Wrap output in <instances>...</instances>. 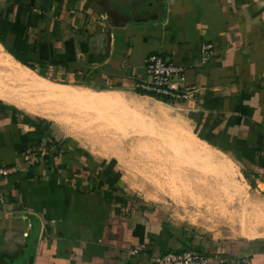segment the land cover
I'll return each mask as SVG.
<instances>
[{
    "label": "crops",
    "instance_id": "0c3cea01",
    "mask_svg": "<svg viewBox=\"0 0 264 264\" xmlns=\"http://www.w3.org/2000/svg\"><path fill=\"white\" fill-rule=\"evenodd\" d=\"M204 43L213 57L201 63ZM0 47L30 71L174 105L264 200V0H0ZM152 54L185 69L189 99L136 88ZM16 106L0 97V166L43 156L0 182V264H149L134 250L264 264V236L234 245L181 228L115 163Z\"/></svg>",
    "mask_w": 264,
    "mask_h": 264
},
{
    "label": "rangeland",
    "instance_id": "374dc122",
    "mask_svg": "<svg viewBox=\"0 0 264 264\" xmlns=\"http://www.w3.org/2000/svg\"><path fill=\"white\" fill-rule=\"evenodd\" d=\"M2 52L0 56H3ZM4 69L0 65V77L8 75L7 69ZM33 72L55 84H65L90 92L105 91L106 94L120 96L119 105L114 102L108 106L110 108L105 105L91 107L81 104L82 106H75L76 109L71 114L63 109L61 112H50L46 109L49 114L46 116L43 113L33 114L27 111L32 109L31 111L37 112L45 107L30 104V109L27 108L25 98L15 93L19 90L24 95L26 90L23 87L13 85L7 78L2 79L3 86L0 85L3 95L19 101L15 103L20 104L17 108L32 117L55 123L64 134L72 137L95 157L115 163L132 191L150 203L165 205L174 222L182 225L181 228L207 239L215 237L234 245L247 244L252 240L242 235L244 230L256 231L258 237H262L264 209H253L252 204L259 207L264 204V200L248 188L230 157L209 147L218 157H225L233 163L236 181L246 186L247 199L239 201L237 197L231 204L223 201L220 195L225 191L207 182V179H213V172L216 170L208 164L205 165L199 157L191 155L184 147V143L191 136L197 140L198 137L190 132L188 122L174 105L159 100L157 103L139 99L132 92L121 94L117 91L89 88L84 84L64 82L45 71ZM203 185L214 187L215 190L218 188L219 193L217 194V190L212 194L202 192ZM215 194L219 196L216 197Z\"/></svg>",
    "mask_w": 264,
    "mask_h": 264
},
{
    "label": "bare ground",
    "instance_id": "6f19581e",
    "mask_svg": "<svg viewBox=\"0 0 264 264\" xmlns=\"http://www.w3.org/2000/svg\"><path fill=\"white\" fill-rule=\"evenodd\" d=\"M0 52H2L1 47H0ZM2 53L3 54L1 55L3 56H0V65L3 66L5 69H7L8 75H2L0 77V85L3 86L2 79L7 78L8 80L10 79L13 85L23 87L26 90L25 92H23L24 95L19 90H16L15 93L21 94L25 98V103H26L25 106L29 109H30V104L39 105L42 106L43 108L45 107V109H43L44 111L39 110L41 112L37 111V113H43L44 115L47 116L49 114L46 109L50 110V112H55V111L61 112V110L63 109V111H66L71 114L76 109L75 106H82L81 104H86L87 106H91V107L95 105L97 106L105 105L108 107L112 105L114 102H116V104L119 105L121 101L120 96L117 94H106L105 91L90 92L86 90L72 88L67 85H60V84L48 82L44 78H41L40 76L36 75L33 71L27 70L26 68L20 66L17 62H15L12 59V57L8 53L6 52H2ZM16 96L18 97V95ZM0 97L11 102L12 104H15L17 101L16 99H12L10 97H6L5 95H3V91L1 90H0ZM16 105L20 106L19 103H17ZM72 123H74V121ZM193 138L195 137L191 136L190 139L186 140V142L184 141L185 143L181 141L185 145V146L182 145V147L184 146L186 150L190 152L191 155L195 157H199L200 160L205 163V165L208 164V166L210 165L213 170H216L215 171L216 173L213 172L214 173V176L212 177L213 179H207L208 180L207 182L213 183L215 187H219V190L222 189V191H225V193H221L220 195V197L223 198V201L226 202L227 204H231L232 201L235 200V198L237 197L239 201H243V199L244 200L247 199L245 193L246 186L236 181V176H235L236 170L233 168V163L230 160H226L225 157L224 158L218 157V154L216 155L215 152H212V150H210V148L207 145L200 142L196 138L195 139L197 142L196 141L194 142L193 140L195 139ZM213 188L214 187H208V186L205 187L203 185L201 189L202 192L205 193L209 192L211 194L213 192H216L217 190L218 191L217 194H218L219 193L218 188L216 190ZM217 194H215L216 197L219 196ZM223 194H225L224 195L225 198ZM252 207L253 209H264V204L260 205L259 207L258 206L255 207V205L252 204ZM242 234L248 238H256L259 236L258 232L256 231L244 230L242 231ZM263 236L264 234L262 235V237Z\"/></svg>",
    "mask_w": 264,
    "mask_h": 264
},
{
    "label": "built area",
    "instance_id": "2783aa9c",
    "mask_svg": "<svg viewBox=\"0 0 264 264\" xmlns=\"http://www.w3.org/2000/svg\"><path fill=\"white\" fill-rule=\"evenodd\" d=\"M213 57V46L204 43L200 47V61L205 63ZM144 71L147 81L139 83L136 88L141 92L164 99L169 102L187 100L191 97L192 89L185 86V69L177 66L159 55H149L144 60ZM40 155L28 154L25 167L0 166V182L9 176L15 175L25 168L39 162ZM4 204V195L0 187V206ZM132 255L147 257L149 264H224L226 260L211 258L199 252L184 250L181 252H168L164 254L146 255L144 251H132Z\"/></svg>",
    "mask_w": 264,
    "mask_h": 264
}]
</instances>
